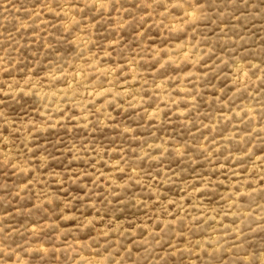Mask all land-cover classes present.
Wrapping results in <instances>:
<instances>
[{
    "label": "rangeland",
    "instance_id": "1",
    "mask_svg": "<svg viewBox=\"0 0 264 264\" xmlns=\"http://www.w3.org/2000/svg\"><path fill=\"white\" fill-rule=\"evenodd\" d=\"M0 264H264V0H0Z\"/></svg>",
    "mask_w": 264,
    "mask_h": 264
}]
</instances>
